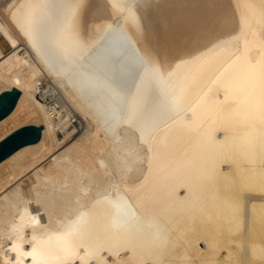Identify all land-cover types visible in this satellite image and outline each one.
I'll return each mask as SVG.
<instances>
[{
    "label": "bare ground",
    "instance_id": "6f19581e",
    "mask_svg": "<svg viewBox=\"0 0 264 264\" xmlns=\"http://www.w3.org/2000/svg\"><path fill=\"white\" fill-rule=\"evenodd\" d=\"M262 70L264 0H0V264H264Z\"/></svg>",
    "mask_w": 264,
    "mask_h": 264
},
{
    "label": "water",
    "instance_id": "95a60500",
    "mask_svg": "<svg viewBox=\"0 0 264 264\" xmlns=\"http://www.w3.org/2000/svg\"><path fill=\"white\" fill-rule=\"evenodd\" d=\"M20 90L12 86L0 91V119L14 107ZM41 124L27 123L19 125L0 139V161L19 147L36 142L41 135Z\"/></svg>",
    "mask_w": 264,
    "mask_h": 264
},
{
    "label": "rangeland",
    "instance_id": "374dc122",
    "mask_svg": "<svg viewBox=\"0 0 264 264\" xmlns=\"http://www.w3.org/2000/svg\"><path fill=\"white\" fill-rule=\"evenodd\" d=\"M48 82L49 81H47V82L45 81V82H42V83L43 84L45 83L44 85H47L48 88H50V90H51L50 91L51 92V95H50V98L48 99L49 102L54 103L57 107H59L61 109V112L62 113L65 112V113L68 114V117H70V120H69L70 122L67 123L68 125L66 127V130L68 131L70 128L71 129H74L73 132H75V131L76 132H79V131L83 130L85 128L83 125H86L85 118L83 119V117L80 114H78L79 112L77 111V109H74L75 108L74 105H70V104H73V103H69L70 102L69 101L70 99L68 97H64L65 94H64V91L63 90H61L59 87L55 86L52 82L51 83L54 86L50 82L49 83ZM54 87L55 88L57 87L56 88L57 90ZM62 91H63V93H62ZM37 97H38V95H37ZM76 111H77V113H76ZM27 123H33V122H27ZM27 123H22L21 125L27 124ZM34 124H37L38 125V123H34ZM76 128H77V130H76ZM56 134H57V137L59 139H61L63 137V131L60 130V129L56 132Z\"/></svg>",
    "mask_w": 264,
    "mask_h": 264
},
{
    "label": "snow or ice",
    "instance_id": "6c2138e0",
    "mask_svg": "<svg viewBox=\"0 0 264 264\" xmlns=\"http://www.w3.org/2000/svg\"><path fill=\"white\" fill-rule=\"evenodd\" d=\"M261 79H262V81H264V70H262V72H261Z\"/></svg>",
    "mask_w": 264,
    "mask_h": 264
}]
</instances>
